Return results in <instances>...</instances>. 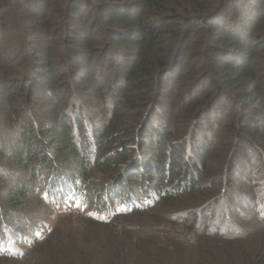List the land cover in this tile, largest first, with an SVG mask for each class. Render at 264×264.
Returning a JSON list of instances; mask_svg holds the SVG:
<instances>
[{
    "label": "trees",
    "instance_id": "16d2710c",
    "mask_svg": "<svg viewBox=\"0 0 264 264\" xmlns=\"http://www.w3.org/2000/svg\"><path fill=\"white\" fill-rule=\"evenodd\" d=\"M79 1L0 0V112L6 120L0 136L8 138L6 148L0 145V169L25 171L22 193L42 206L16 225H0V264H264L261 237L237 249L222 243L264 232V121L254 114H264L256 68L264 54V0H112L103 10L105 0H85V13L69 12ZM54 37L56 46H48ZM59 45L77 56L57 60ZM202 60L210 61L207 69ZM210 66L229 81L226 88L207 84ZM41 70L65 84L47 76L51 89L37 92L45 99L28 107L16 95L34 91ZM70 73L79 81L68 84ZM88 80L97 81V100ZM107 81L115 82L112 92L103 89ZM183 82L187 98L179 106L172 99L174 115L167 117L162 90ZM223 92L239 99L224 117L215 105ZM24 108L37 110L33 128L15 127ZM184 124L190 129L179 135L176 125ZM248 150L252 159L242 162L239 154ZM258 153L262 162L254 158ZM66 154L79 159L74 173L62 169ZM239 193L245 207L257 210L258 226L244 231L247 236L241 227L230 233L228 224L208 221L216 197L219 204ZM54 197L114 208L106 220L76 217L119 227L121 237L100 239L103 255L93 246L81 248L80 236L63 247L57 232L75 215L56 212ZM135 219L141 220L129 221ZM94 237L88 236L91 245ZM175 249L188 251V261L172 255Z\"/></svg>",
    "mask_w": 264,
    "mask_h": 264
},
{
    "label": "rangeland",
    "instance_id": "374dc122",
    "mask_svg": "<svg viewBox=\"0 0 264 264\" xmlns=\"http://www.w3.org/2000/svg\"><path fill=\"white\" fill-rule=\"evenodd\" d=\"M97 2H99V1H97ZM255 2H256V4H260L261 0H256ZM84 3H85V0H80L74 6V8H72L69 12H72L74 9L76 11L77 10L80 11L81 13H85L87 11V8L83 7ZM110 3H112V0H105L104 4L102 6H100V8L103 10ZM239 4H240L239 2H237L235 4V7H234L235 11L238 9L237 6ZM61 7H63V6H61ZM213 8H214V6H213ZM61 11L65 12V10H63V9ZM9 16H12V13H10ZM79 24L81 25V21ZM12 25H13V20L9 21L10 30L12 29ZM29 27H30V25H29ZM28 30H30V29L28 28ZM219 35H220V33L217 34L218 37H219ZM8 36H10V35H8ZM55 38L56 37H54V41H49L47 45L50 47L56 46L57 40ZM38 41L40 43L42 42L40 39H38ZM62 46L63 45H61V46L59 45L57 50H55V51H57V56H56L57 60L66 61L67 57L77 56V52L69 53L66 50H64L62 48ZM12 48L13 47L11 45L8 46V49H12ZM64 53L68 54L66 58L62 57V56H64ZM0 55H2L1 51H0ZM97 56H99V55H97ZM202 58L203 57L197 58V61H198V59H202ZM89 62L92 64H95V65H98V62H95L92 60H90ZM202 63L205 64L206 69H207V65H208V63H210V61L202 60ZM71 64L72 63H69L65 67V69H67V67ZM256 68L259 70V78L261 80L262 86L264 87V54H262V52H260L259 60H257V63H256ZM29 72H30V70H28V73ZM218 73H219V71L217 72L215 69H213V67H211V70L208 68V75L207 76H209V78L206 81L207 84H212L215 82L216 84L214 86L217 87V86L221 85V86H224V88H226V84H227V82L229 83V81L224 82L223 78ZM216 75L219 77V79L217 78ZM226 75H228V74H225V76ZM47 76L51 77L49 81H53L54 83H56V86L60 83H61L60 86H63L65 84L63 77L60 76L59 80L54 81V79H53L54 75L46 74V72L44 70H41L39 78L35 76L36 79L34 80V83H35V85H37V87L34 89V91H32L31 93H28L27 89H25L24 91L19 92L16 96L17 97L22 96V97H20L21 101L24 102L26 104V106H28V107H32L39 100L45 99V97H46L45 94L37 93V92L40 91L43 87L51 89L50 84L47 83V81H44V79L47 78ZM72 76H73V73H70L71 79H68V84H70L71 82L75 83V82L79 81L76 77L72 78ZM216 79H218L220 83L217 82ZM84 83H91L86 87V89L92 90L93 99L97 100L95 98L96 95L94 94V92H97V90H99L97 81L95 80L93 82V80H88L87 82H84ZM114 84H115V82H111V81L108 82L107 81V84L105 85V87H103V89L105 91H111ZM184 84L185 83L183 82L182 84H180V86H175L172 89L169 87L164 88L162 90L163 93H162V96L160 97V100H163L166 102L168 101L170 104L172 102V99H177V106L181 105L182 102L185 100V98H187L184 95L188 94L187 90L182 88V86ZM84 86H81L78 89H81ZM14 87L18 88V86H14ZM176 92H177V94H175ZM182 92H184V94ZM224 92L221 95L222 99L219 100V98H218L216 100V103H215V105L220 107V109H221L220 112H221V115H223V117L225 116V114L227 115L228 112H231V110H233V106L236 105L237 101L239 100L236 95H234V96L230 95V96L226 97ZM233 92H234V94H236V91L233 90ZM239 92L240 91H238V93ZM178 94H179V96H178ZM60 96L62 97L61 94H58V97H60ZM214 96H215V94H214ZM0 106H1V100H0ZM165 107H166V114L165 115H167V117L174 115V112H173L174 106L172 104H170L168 106L165 105ZM31 114H37V110H34L33 108H30V109L24 108L23 114H22V116H24V118L22 120H16L15 122L17 123V125L15 127L21 128L23 125V127H26L28 129L33 128V125H32L33 124V118L31 116ZM142 114H143V111H142ZM254 114L256 116L258 115V118L260 119V121L261 120L264 121V114L262 112L258 111ZM250 116H251V119L255 118V117H252L251 114H250ZM5 121H6L5 115H3L2 111H1L0 112V132H4L6 130V125L4 123ZM202 123H205L204 118H202L198 121V124H202ZM251 123H252V121H251ZM215 124H216L215 120L212 122H208V125L212 129L215 127ZM176 128H179V130L181 131V132H179V135H184V133L188 132V130L190 129V125H188V124L176 125ZM197 138H195V141ZM82 139H83V136H82ZM7 141H8V138L6 136H3V135L0 136V145L4 144V148H6ZM83 141H84V139H83ZM185 145L188 146L190 152H193L194 148H193V145L191 143V140L185 142ZM214 145H215V143L212 144V147ZM261 149L264 152V149L263 148H261ZM251 153H253V151H251V150L243 151V153L241 152V154H239L241 156V161L250 163V161L252 159ZM60 158L63 161L62 162L63 163L62 169H64V171L69 170L70 173H74L75 170L77 171V169L79 168L80 162H79V159H77L76 157H71L69 159L68 155L66 154ZM254 158L257 159V162H262L263 155L258 153V154H255ZM221 164H225L227 166L228 165L227 160L221 161ZM254 170H256V168ZM46 174H48V173H46ZM0 177L2 178V181H0V225L3 224L4 222H6V223L10 222L11 224L16 225L19 221H21V217H26L28 215L31 216L33 212H36L40 208L42 209V206L38 205L35 202V200H34L35 198H33L32 196L26 197L24 195V193H22V190L24 189L25 186H23L21 179H23L25 177V171H22L21 168H18L13 173H11L5 168H1L0 169ZM12 180H14V181L11 182ZM243 189H245V188H243ZM243 189H241V190H243ZM243 194L244 193H239L237 196H230V194H229V195L225 196L219 204H218V197H216L215 198L216 199L215 204H217V206L213 209H210V211L208 212V215H209L208 221L213 222V223L215 221H219V222L224 223L225 225L228 224L230 226V229H229L230 233L237 231L235 228L241 227V229H240L241 232L243 233L244 236H247L246 234H248V233H244V231L249 230V228H251L253 230L256 226H258V222L254 221V217H255L257 210L252 211L250 208H247L243 205L244 204V201L242 199ZM216 196H218V195H216ZM52 200H53L54 204L56 205L55 211L58 212L59 214L60 213L61 214L67 213V214L75 215V216H71V217H66L63 220V222L61 223L59 230L57 232L59 234L58 236L63 237V239L65 241L63 247H66L69 244H71L73 238L75 239V237L77 238V236H80L81 239L79 241H84V242H81V244H82V245H80L81 248L85 247L86 249H89L90 246H93V249H95V251L93 250V252H95L96 254L103 255L105 253L104 252L105 247L99 242L100 239L105 242V240L108 238H110L109 240H111V237L113 235H116L117 237H121L120 234L117 233V232H119V229H118L119 227H117L116 230L113 231L112 229H110L111 227L110 228H104V227H100V226H94V225L89 224L87 220H84L80 217H76L78 214H81V215L93 217V218L98 219V220H106L110 217L114 208H110V207H106V206H102V205H97L96 203H89L85 199H79L76 201L67 200V201L63 202V201L58 200V198L54 197ZM239 203H241L243 206H241ZM234 208H235V210H234ZM137 220H141V219H135V220H129V221L134 222ZM242 227H244V229H242ZM90 233L93 235L95 234L97 236V237H94V243L92 245H91V238H88V236L90 237ZM262 233H264V232L257 233L256 237H253V236L249 237V238L247 237L246 239H242V240H239L236 242L235 241L230 242V241L222 240V241H224L222 243H236L235 246L237 249L238 246H240V244H245V246L247 247L252 243L253 239L261 237L262 238L261 241L264 244V234H262ZM59 240H61V239H58L57 241H59ZM250 241H251V243H249ZM222 243L220 242L219 244H222ZM78 244H79V242H78ZM28 245L29 246L32 245L31 241H29ZM172 245H173V243H172ZM225 245H227V244H225ZM226 247H228L229 251L230 250H232V251L236 250V249L233 250L232 247L230 248L228 245ZM221 249L226 251V248H222V246H221ZM171 254L174 255L178 260H180L182 262L188 261V259H189L188 258V256H189L188 251L175 249V250L171 251ZM229 257H232L231 252H229Z\"/></svg>",
    "mask_w": 264,
    "mask_h": 264
}]
</instances>
